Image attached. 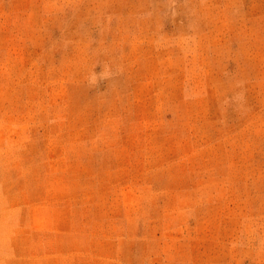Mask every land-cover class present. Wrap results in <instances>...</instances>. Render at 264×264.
<instances>
[{
	"label": "rangeland",
	"instance_id": "obj_1",
	"mask_svg": "<svg viewBox=\"0 0 264 264\" xmlns=\"http://www.w3.org/2000/svg\"><path fill=\"white\" fill-rule=\"evenodd\" d=\"M0 264H264V0H0Z\"/></svg>",
	"mask_w": 264,
	"mask_h": 264
}]
</instances>
